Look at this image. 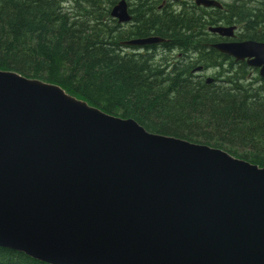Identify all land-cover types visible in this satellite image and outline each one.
<instances>
[{
  "label": "water",
  "instance_id": "water-1",
  "mask_svg": "<svg viewBox=\"0 0 264 264\" xmlns=\"http://www.w3.org/2000/svg\"><path fill=\"white\" fill-rule=\"evenodd\" d=\"M110 15L131 19L123 1ZM214 47L264 78V43ZM0 246L48 264H264V167L0 70Z\"/></svg>",
  "mask_w": 264,
  "mask_h": 264
},
{
  "label": "trees",
  "instance_id": "trees-1",
  "mask_svg": "<svg viewBox=\"0 0 264 264\" xmlns=\"http://www.w3.org/2000/svg\"><path fill=\"white\" fill-rule=\"evenodd\" d=\"M94 2L79 15L94 21L79 25L63 11L62 0H0V69L58 85L150 133L208 145L264 167V79L253 87L248 66L239 62L234 73L222 76L221 86H213L193 75L195 62L157 65L150 57L123 53L121 42L137 35L102 23L105 16L93 11ZM223 22H242L251 30L264 24V13L240 11ZM248 39L264 41V30ZM0 264L48 263L0 246Z\"/></svg>",
  "mask_w": 264,
  "mask_h": 264
},
{
  "label": "flooded vegetation",
  "instance_id": "flooded-vegetation-1",
  "mask_svg": "<svg viewBox=\"0 0 264 264\" xmlns=\"http://www.w3.org/2000/svg\"><path fill=\"white\" fill-rule=\"evenodd\" d=\"M79 1H86L90 5L95 1L93 11L105 16L102 17V23H115L118 30L133 32L135 33L133 35H137V37L121 42L123 47L129 48L124 43L133 39L137 41L150 38L161 39L159 43L137 45V59L142 56L152 58L156 54L155 51L159 49L163 54L177 51L178 58L184 59L189 56L185 48L188 45H194L192 52L198 60L209 61L210 59V61L218 62L222 58L224 61L232 59L234 62L233 57L221 54L214 46L236 42L238 41L236 36L233 39L223 37L213 33L210 29L235 27L233 29L235 32L237 25L226 24L223 22L224 17L240 11L264 13V0H74V3ZM122 1L131 19L129 22L119 23L118 19L112 18L110 13ZM216 65L218 66L215 68L221 66ZM209 78L211 77L205 79V83L213 82V78L207 82Z\"/></svg>",
  "mask_w": 264,
  "mask_h": 264
},
{
  "label": "rangeland",
  "instance_id": "rangeland-1",
  "mask_svg": "<svg viewBox=\"0 0 264 264\" xmlns=\"http://www.w3.org/2000/svg\"><path fill=\"white\" fill-rule=\"evenodd\" d=\"M62 6L64 7L63 11L67 13L71 17V20L73 19L76 24H79V25L82 23L92 24V21H94V19L93 20L87 19V18L84 19V18L79 17L81 13H84L91 9L90 7L91 5L86 3V1H79V2L74 3V0H62ZM75 16L79 18L76 19ZM236 25H237V30L234 32V34L236 36V40L238 41L248 40V36L251 35L252 33H260L264 30L263 22L257 25H251L253 27L251 30H249V28L248 30H246L247 25L245 23L237 22ZM194 48H195L194 45H188L185 48V50L189 53V56L184 59L178 58L177 51L169 53V54H167L166 52V54H163L161 52L162 50L159 49L155 51L156 54L152 57V61L154 64H157V65L168 63V64H171V66L179 61H181L182 63H194L195 62V64H192L194 68L191 70L193 75L195 77L202 78L203 80H205L208 77L213 78V82L209 84L213 86H221L224 80L222 76L223 77L229 76L226 73H229V72L234 73L236 71V68L238 67V65H236L237 63L233 62L232 59L224 61V59L222 58H220L218 62H215L216 64L221 65L219 68H215L212 66L206 67V65H209L210 63L208 64V63H205L204 61H199L197 56H195L192 52ZM123 53L137 55V47H129V48L126 47L124 48ZM204 53L206 56L207 55L206 51ZM211 60H213L212 57H211ZM198 67H203L204 69L202 70L200 69L201 70L200 71V70H197ZM248 72L250 75L249 76L250 81L253 82L254 84L253 87H257L259 85L257 84V80L260 77L258 74V71L256 69H252L248 67Z\"/></svg>",
  "mask_w": 264,
  "mask_h": 264
}]
</instances>
